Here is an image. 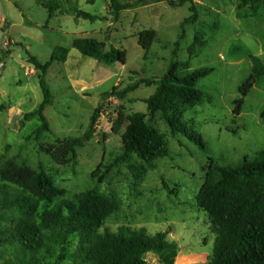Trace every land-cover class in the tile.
<instances>
[{"label": "rangeland", "instance_id": "rangeland-1", "mask_svg": "<svg viewBox=\"0 0 264 264\" xmlns=\"http://www.w3.org/2000/svg\"><path fill=\"white\" fill-rule=\"evenodd\" d=\"M48 1L60 5L53 18L43 6ZM255 1L257 15L253 0L248 5L243 0H193L183 6L146 0L121 12L114 11L111 0H0V155L35 172L43 170L60 198L79 203L84 194L96 192L109 203L106 226L112 231L129 225L150 235L170 232L168 239L179 246L173 264L187 255L195 259L184 264H209L216 237L207 214L198 208V195L217 169L236 166L264 149V77L248 96L240 92L252 75V57L264 64V0ZM79 10L97 19H83ZM194 14L196 20L190 19ZM149 29L157 32V40L147 52L139 45V34ZM78 38L96 39L105 51L125 50L126 64L109 65L82 55L73 47ZM23 50L42 63L60 60L44 76L53 104L44 111L49 131L41 134V118L27 116L44 100L42 74L20 56ZM175 62L188 64L189 71L214 70L198 82L203 101L185 109L183 116L189 135L199 133L206 149L184 127L175 131L163 113L148 110L146 100ZM143 80L156 83L143 84L123 99L112 94L115 86L122 91ZM137 112L147 114L148 124L165 136L170 149V156L159 159L139 185L130 165L120 160L122 116ZM67 138L80 139L81 145L71 163L62 166L42 146ZM77 249L78 238H70L62 264H74ZM151 254L145 255L148 264L171 260L167 253ZM9 258L0 254V264Z\"/></svg>", "mask_w": 264, "mask_h": 264}, {"label": "trees", "instance_id": "trees-1", "mask_svg": "<svg viewBox=\"0 0 264 264\" xmlns=\"http://www.w3.org/2000/svg\"><path fill=\"white\" fill-rule=\"evenodd\" d=\"M192 1L149 0L150 3L168 2L179 6ZM243 1L248 5L250 0ZM253 1L257 3L253 7L254 15H257L260 7L257 1ZM142 3L146 0L137 4L111 0L115 12L135 9ZM43 6L48 9L50 18L60 9L57 2H43ZM77 15L86 20L97 19L82 10L77 11ZM196 17L194 14L190 19L196 20ZM156 40L157 32L153 29L139 34V45L147 52ZM73 47L82 55L105 64L125 65L127 62L125 50L112 48L105 51L93 38L75 39ZM63 51L66 58L68 52ZM56 61L60 60L53 57L42 63L34 56L29 57V62L42 74L40 85L44 100L37 111L27 116L41 118L38 134L49 131L44 111L53 104V95L44 76ZM252 62V75L240 88L243 97L248 96L264 77L262 60L252 57ZM182 71L185 72L183 77L180 76ZM213 71L212 68L189 71L188 64L175 62L159 81L157 91L146 100L151 114L163 113L175 131L184 127L186 135L202 149H206L204 139L195 131L189 135L183 116L185 109L203 101L204 93L197 85ZM155 83L154 80H143L122 91L115 86L112 94L123 99L141 85ZM236 104L237 112H240L244 100H238ZM98 113L97 110L92 117L86 135L89 139ZM122 121L125 132L120 160L130 165L139 185L150 170L157 168L159 159L170 156V149L165 136L148 124L147 114L132 113L122 116ZM117 124L121 126L120 121ZM80 145V139L67 138L54 145L42 146V151L65 166L76 157L75 148ZM58 195L59 190L43 170L35 172L25 164L5 160V156L0 155V254L10 256L7 264H62L67 259L66 250L72 237L78 238L74 264H148L145 255L149 252L170 255L171 260L167 257L165 264H173L177 257L179 246L168 239L170 232L150 235L145 228L129 225L121 226L117 231L109 229L106 226L109 203L96 192L84 194L79 203ZM198 208L207 214L216 237L209 264H264V149L254 158H244L236 166L217 169L198 195Z\"/></svg>", "mask_w": 264, "mask_h": 264}, {"label": "crops", "instance_id": "crops-1", "mask_svg": "<svg viewBox=\"0 0 264 264\" xmlns=\"http://www.w3.org/2000/svg\"><path fill=\"white\" fill-rule=\"evenodd\" d=\"M148 254L149 255H154V254H151V252L148 253ZM192 259H195V258H194V256H191V255H187V256H183V257H178L177 263L178 264H184V263H187V262H190V261L192 262Z\"/></svg>", "mask_w": 264, "mask_h": 264}, {"label": "water", "instance_id": "water-1", "mask_svg": "<svg viewBox=\"0 0 264 264\" xmlns=\"http://www.w3.org/2000/svg\"><path fill=\"white\" fill-rule=\"evenodd\" d=\"M22 58H25V59H29L30 57V54L26 51V50H23L21 52V55H20Z\"/></svg>", "mask_w": 264, "mask_h": 264}]
</instances>
